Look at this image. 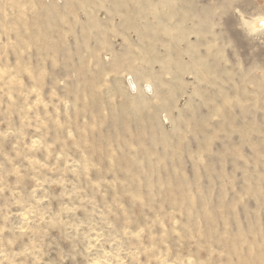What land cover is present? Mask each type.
<instances>
[{
    "label": "rangeland",
    "instance_id": "rangeland-1",
    "mask_svg": "<svg viewBox=\"0 0 264 264\" xmlns=\"http://www.w3.org/2000/svg\"><path fill=\"white\" fill-rule=\"evenodd\" d=\"M0 264H264V0H0Z\"/></svg>",
    "mask_w": 264,
    "mask_h": 264
}]
</instances>
